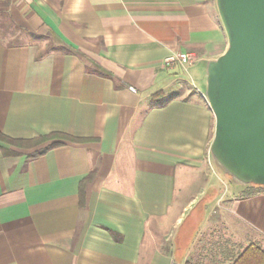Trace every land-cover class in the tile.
I'll return each mask as SVG.
<instances>
[{"label":"crops","instance_id":"1","mask_svg":"<svg viewBox=\"0 0 264 264\" xmlns=\"http://www.w3.org/2000/svg\"><path fill=\"white\" fill-rule=\"evenodd\" d=\"M228 45L217 0H0V264L264 251V189L216 185L191 78ZM180 53L190 67L166 64Z\"/></svg>","mask_w":264,"mask_h":264},{"label":"water","instance_id":"2","mask_svg":"<svg viewBox=\"0 0 264 264\" xmlns=\"http://www.w3.org/2000/svg\"><path fill=\"white\" fill-rule=\"evenodd\" d=\"M217 4L229 45L207 65L211 157L232 182L264 186V0Z\"/></svg>","mask_w":264,"mask_h":264},{"label":"trees","instance_id":"3","mask_svg":"<svg viewBox=\"0 0 264 264\" xmlns=\"http://www.w3.org/2000/svg\"><path fill=\"white\" fill-rule=\"evenodd\" d=\"M65 52L68 53H72V50H65ZM101 75L103 76H107V73L104 72L103 70L100 72ZM174 98L173 97H166L165 94H160L158 95L154 101L160 102V107H164L166 106L170 101H172ZM1 139H6V138H2V136L0 135ZM49 139V138H48ZM11 143H16L15 141L12 140H7ZM60 144H52L44 149L41 150V152L38 153V155H42L45 154L48 150L57 147ZM93 175V174H92ZM252 188H254L252 186ZM264 187L262 186H258L255 187V190H263ZM234 264H264V251L262 249H260L257 246H250L248 247L239 257V259L234 263Z\"/></svg>","mask_w":264,"mask_h":264},{"label":"rangeland","instance_id":"4","mask_svg":"<svg viewBox=\"0 0 264 264\" xmlns=\"http://www.w3.org/2000/svg\"><path fill=\"white\" fill-rule=\"evenodd\" d=\"M186 67H190L189 64L185 65ZM196 76L192 74L191 78L195 82V88L200 91L201 93H206V87H207V76L203 75L199 79L195 78ZM205 102L209 105V102L207 100V97L205 96ZM212 135H211V142H213L214 137H215V116L213 114V121H212ZM213 170L215 172V175H213L214 181L217 186H219L222 189H231L232 190V185L227 182H224V179L227 178V176L222 172V170L213 162Z\"/></svg>","mask_w":264,"mask_h":264},{"label":"built area","instance_id":"5","mask_svg":"<svg viewBox=\"0 0 264 264\" xmlns=\"http://www.w3.org/2000/svg\"><path fill=\"white\" fill-rule=\"evenodd\" d=\"M194 58L192 54L189 53H180L177 55H172L169 58L166 59V64L169 65L174 62H179L182 65H187L190 63H193ZM211 154V153H210Z\"/></svg>","mask_w":264,"mask_h":264}]
</instances>
